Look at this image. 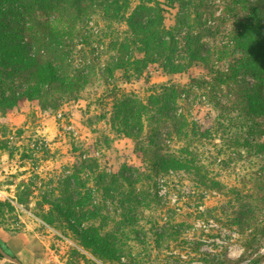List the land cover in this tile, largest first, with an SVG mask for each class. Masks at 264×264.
<instances>
[{
  "label": "trees",
  "instance_id": "trees-1",
  "mask_svg": "<svg viewBox=\"0 0 264 264\" xmlns=\"http://www.w3.org/2000/svg\"><path fill=\"white\" fill-rule=\"evenodd\" d=\"M218 5L223 11L216 17ZM217 20L232 21L224 42L212 40L221 32L212 24ZM152 67L167 81L151 84ZM143 76L150 84L145 98L120 87ZM96 84L104 87L98 104L111 105V128L133 140L141 165L124 163L108 173L80 150L77 163L50 183H19L16 203L28 207L39 190L37 215L77 240L66 264H187L181 256L190 241L206 264H240L210 258L198 234L209 236L220 224H254L249 204L264 203V171L241 178L251 192L244 203L242 189L205 170L195 147L213 135L188 116L195 91L218 106L223 89L237 86L229 108L241 129L228 131L224 142L229 154L245 150L264 168V0H0L1 116L25 103L57 112ZM5 137L0 135V151L13 158ZM178 141L180 148L173 146ZM180 170L202 198L217 193L229 199L220 208L196 210L201 224L193 237L171 219L145 220L146 211L162 207L159 179H173L171 171ZM14 212L10 201H0V227L14 220Z\"/></svg>",
  "mask_w": 264,
  "mask_h": 264
},
{
  "label": "rangeland",
  "instance_id": "rangeland-1",
  "mask_svg": "<svg viewBox=\"0 0 264 264\" xmlns=\"http://www.w3.org/2000/svg\"><path fill=\"white\" fill-rule=\"evenodd\" d=\"M215 3L219 4V1ZM222 11L223 7L218 5L215 16L219 17ZM172 20L173 17L169 15L168 23ZM212 24H220L221 31L212 40L224 42L225 32L232 28V21L220 23L217 20ZM148 74L151 84H161L168 79L154 67L149 69ZM180 79L187 82L185 78ZM120 87L145 98L150 84L143 76L128 84L121 83ZM237 90V86L224 88L220 94L224 103L218 106H213L205 95L195 91L194 102L189 105L191 115L188 119L208 129L213 135V138L203 139L195 147L205 170L229 187L238 186L245 197L244 203H250V199L246 198L251 194L246 192L249 186L244 190L241 178L264 171L263 164L258 158H248L245 150L240 151V156L235 152L229 154L224 142L228 131L241 129L238 113L231 106L229 108V104L237 97ZM103 91L104 87L99 84L87 88L82 99L63 105L57 112H43L25 103L13 113L4 117L0 115V135L6 133L4 139L14 152L13 158H9L0 151V201H10L15 206L14 220H3L4 224L0 227V245L2 248V244L5 245L23 264H66L69 251L79 246L70 232L50 226L37 215L35 208L39 190H34L28 207L16 203L19 183L36 182L38 179L50 183L59 177L64 168L77 163L76 157L80 150L85 155L98 158L101 168L108 173L117 172L124 163L141 165L133 140L111 128V105L103 107L98 104L97 99ZM174 144L180 148L181 142ZM24 154L30 158L24 161ZM171 172L175 173L173 179H159L162 207L146 211L145 220L156 219L162 223L171 219L173 224L188 229L187 232L193 237L195 229L201 224L196 210L217 209L228 204L229 199L217 193L202 198L201 194L193 190L192 177L185 170ZM249 205L255 222L250 227L229 229L220 224L217 231L207 233L209 236L198 234L204 241L201 250H209L210 258L241 259L240 264H264V203L252 202ZM210 222L217 226L216 222ZM2 235H7L10 245L3 240ZM194 249L192 241L186 243V252L182 253L181 258H186L187 264H206L200 255L194 254ZM8 251L6 253L9 254ZM169 254L165 253L166 256ZM188 255L197 260L188 259ZM164 257V254L158 256L159 260ZM0 264L13 263L5 258L0 259Z\"/></svg>",
  "mask_w": 264,
  "mask_h": 264
},
{
  "label": "water",
  "instance_id": "water-1",
  "mask_svg": "<svg viewBox=\"0 0 264 264\" xmlns=\"http://www.w3.org/2000/svg\"><path fill=\"white\" fill-rule=\"evenodd\" d=\"M0 254L4 256L6 259H8L13 264H23L17 257H13L9 255L8 253H6V251H4L1 245H0Z\"/></svg>",
  "mask_w": 264,
  "mask_h": 264
},
{
  "label": "crops",
  "instance_id": "crops-1",
  "mask_svg": "<svg viewBox=\"0 0 264 264\" xmlns=\"http://www.w3.org/2000/svg\"><path fill=\"white\" fill-rule=\"evenodd\" d=\"M2 238H3V240L4 241H6L7 242V244H9L10 245V240L8 239V237H7V235H2Z\"/></svg>",
  "mask_w": 264,
  "mask_h": 264
}]
</instances>
